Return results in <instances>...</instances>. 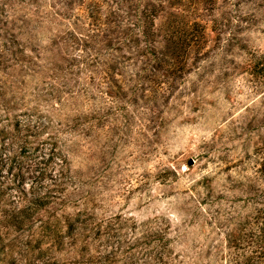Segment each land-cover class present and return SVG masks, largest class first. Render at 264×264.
I'll list each match as a JSON object with an SVG mask.
<instances>
[{
    "label": "rangeland",
    "instance_id": "obj_1",
    "mask_svg": "<svg viewBox=\"0 0 264 264\" xmlns=\"http://www.w3.org/2000/svg\"><path fill=\"white\" fill-rule=\"evenodd\" d=\"M263 60L264 0H0V131L57 155L0 162V264H264Z\"/></svg>",
    "mask_w": 264,
    "mask_h": 264
},
{
    "label": "trees",
    "instance_id": "obj_2",
    "mask_svg": "<svg viewBox=\"0 0 264 264\" xmlns=\"http://www.w3.org/2000/svg\"><path fill=\"white\" fill-rule=\"evenodd\" d=\"M252 70L256 74V76H264V60L257 63H253L251 65ZM9 122V121H8ZM44 123H38V122H29L27 124L22 125L19 121L13 126L14 129L9 133L5 130L4 132L0 131V162L1 163H12V167L10 169V174L13 178L15 179H20L24 180L25 177L22 175V169H23V160L27 158V154L29 157L36 161V168H34L33 173L30 175V180H33V185L37 184L36 182H44L46 179V168L49 167L57 158L56 152L54 151V148L50 149H44L43 147L47 145V143H41L40 147L33 148L32 146L36 144L34 142L36 139L42 136L43 134V129L45 128ZM9 141V143H7ZM16 153L15 151H18ZM46 150V153H43L42 156H38L37 152ZM4 151L7 153L12 154V157L3 158L4 156ZM20 158H22L21 161H18ZM64 164V163H63ZM64 166V165H63ZM4 167H2L3 169ZM20 169L19 173L12 174L14 169ZM1 178H4L2 173L0 175ZM64 178V175L62 174L59 176V178L62 179ZM48 178L52 179V184L51 186L53 187V192L54 195L52 197H49L48 195H44L43 197H39L38 192L39 190H44L46 188L40 187L39 189H31V195H34L33 199L26 205L24 208L20 210L21 215L24 216H31L37 213V210H41V208L46 206V204H53L55 203L56 200H60L61 197L60 195H64L65 193L67 194L69 189L67 186L70 183H73L71 180V177L69 179L64 180V182L58 183L57 177L54 178L52 176H49ZM43 180V181H42ZM49 189V188H48ZM51 190H47V192H50ZM24 192L25 197L28 196V192L25 190L22 191ZM47 198H54L55 200L53 201H46ZM23 223V221H21ZM74 226L70 225L69 231H68V236L67 238H70L71 236H74ZM160 240L164 242V239L161 237ZM163 253L166 256H170L169 254H166L165 251H168L170 253V249L168 250V245L163 243Z\"/></svg>",
    "mask_w": 264,
    "mask_h": 264
},
{
    "label": "water",
    "instance_id": "obj_3",
    "mask_svg": "<svg viewBox=\"0 0 264 264\" xmlns=\"http://www.w3.org/2000/svg\"><path fill=\"white\" fill-rule=\"evenodd\" d=\"M194 163V161L191 160L190 164L192 165Z\"/></svg>",
    "mask_w": 264,
    "mask_h": 264
}]
</instances>
